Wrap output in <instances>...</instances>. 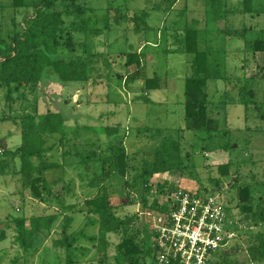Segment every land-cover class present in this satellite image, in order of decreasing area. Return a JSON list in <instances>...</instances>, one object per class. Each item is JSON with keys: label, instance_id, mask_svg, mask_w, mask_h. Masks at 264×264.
Returning <instances> with one entry per match:
<instances>
[{"label": "rangeland", "instance_id": "374dc122", "mask_svg": "<svg viewBox=\"0 0 264 264\" xmlns=\"http://www.w3.org/2000/svg\"><path fill=\"white\" fill-rule=\"evenodd\" d=\"M0 1L5 7L0 11V30L7 37L13 30L12 22L15 20L22 24L26 13L33 11V0H27L30 6L24 7H14L13 0ZM86 1L92 10L88 11L85 17L91 18L93 31H99L92 35L94 50L105 52L112 68L122 71V65L127 58L122 51L133 45L138 49L139 56H142L143 47L146 46V57L142 59L145 64L140 73L151 77L157 74L159 81L155 85L159 86L144 91L141 86L135 87L132 82L131 87L125 85L124 80L117 79L115 75H112L108 83L102 81L94 87L88 83L69 82L64 85L48 80L39 92L40 111H61L68 118L69 126H120L121 135L127 131L123 141H117L116 144L124 146L128 152V170L121 174L109 172L107 165L108 174L103 185L107 186L110 200L121 217L126 219L135 215L131 216L133 220L128 224L127 233L134 234L141 244L145 237L150 235L152 216L156 211L150 207L143 209L145 182H140L136 188H131L126 183L141 171L142 159L155 158V147L160 145L165 137L179 139L182 143L184 162L188 167L182 171L157 173L145 179L146 185L152 187L155 196L159 183H166L167 188L175 185L189 191L205 188L207 191L221 193L227 201L229 214L234 221L230 227L237 231V237L227 250L219 252L213 264H260L262 256L256 259L253 255L259 241H252L251 237L255 239L257 233L264 231V206L257 202L258 198H264V78L261 76L264 53L254 54L245 50L243 37L227 34L224 30L228 27L243 30L248 25L252 27L258 24L257 29H261L264 36V0H252L253 11H262L256 16L243 14L236 9L238 2L242 3L244 0H217L219 9H228L227 18L219 21L224 33L220 32L218 27L219 31L213 30L207 34L204 33L206 0ZM110 2L124 6L127 4V8L115 9L110 6ZM145 10L150 15L146 19L152 28L134 32L135 16ZM182 10H186L184 14ZM117 14L126 17L117 18ZM73 19L72 15L67 17L66 21L70 24ZM193 20L200 21V24L195 25ZM192 24L201 32L196 41L200 51L207 54L220 52L226 57L228 79L208 80L211 101L208 115L213 120L211 125L217 123V129L210 133L205 130L187 129L184 119L185 78L192 75V65L189 61L193 55L175 50L183 45L180 39L185 37L186 26L192 27ZM146 36L149 42L145 40ZM80 39H84V34L80 35ZM167 49L174 51L167 53ZM97 71L93 72L95 76L100 72L106 74L108 71L104 60L99 62ZM134 71L133 73H136L137 70ZM252 76H255L253 87L256 104L225 105L226 91L233 90L232 95H236L240 84L238 80ZM141 95L149 97L151 102L141 100ZM13 97L15 102L10 106L6 100V91L0 89V117L16 116V112L21 113L23 107L28 104L19 94ZM146 125L162 127L164 132L155 133L152 138L147 132L141 138L140 135L144 132L140 129ZM83 135L96 139L98 134L84 132ZM0 137H8L7 146L11 149H15L22 142L20 129L10 120L0 122ZM99 137L100 147H95L98 160L103 149H107L109 139L107 133H101ZM148 137L151 141L146 144ZM48 140L49 146L55 143L53 149L48 152L49 160L60 164V168L45 172V178L50 183V201L42 200L32 191V188H38L47 195L41 185L43 180L39 181V184L26 186L27 179L21 172L19 158L15 163L9 161L7 166L0 168V231L6 236L0 243V264H28L23 248L16 238L15 217L23 213L28 216L60 213V219L56 222L57 229L49 235H37L35 246L38 251L30 258L32 264H50L48 262L53 260L55 251L58 253V259L65 261L64 250L55 244L58 243V238L63 242L64 236L62 237L58 227H62L60 224H63L66 214L72 216L68 232L83 234L79 239L80 250L76 255L78 261L75 264H118L116 256L121 241L125 238V231L119 229L110 232L106 249L101 248L98 239L94 241L90 238L98 236L101 217L87 211L91 207L90 202L98 196L100 190L88 185V175L86 179L79 175L85 171L84 166H76V163L65 164L64 150H68L69 146L57 143V136H49ZM83 147L85 152L89 151V145ZM72 153L74 154V151ZM2 154L1 151L0 155ZM97 161L92 160V168ZM94 169L99 171L101 168L99 166ZM91 171L89 173L93 172ZM37 174L35 173V176ZM251 198L255 200L251 202ZM72 204H76V207H68ZM47 248L48 254H44ZM146 263L152 264L150 259L146 260Z\"/></svg>", "mask_w": 264, "mask_h": 264}, {"label": "trees", "instance_id": "16d2710c", "mask_svg": "<svg viewBox=\"0 0 264 264\" xmlns=\"http://www.w3.org/2000/svg\"><path fill=\"white\" fill-rule=\"evenodd\" d=\"M206 2L207 14L204 33L207 34L213 30L219 31V21L225 17L227 18L228 9H219L217 0H206ZM12 5L14 7L30 6L27 0H13ZM31 6L33 11L26 13L22 24L17 23L15 20L12 22L14 27L7 37L0 30V89L6 91V100L9 101L10 106L15 102L13 97L15 94L21 95L28 102L21 113L16 112V116L0 117V122L12 121L20 129L22 137L21 144L15 149L7 146L8 137H0V152H3L0 155V168L3 169L7 166L6 163L9 161L15 163L16 159L19 158L21 160V172L27 179L26 186H31L34 183L39 184V181L43 180L41 185L47 195L38 188H32V191L42 200L50 201V183L45 178V172L49 169L60 168V164L49 160L48 152L53 149L55 143L49 146L48 137L57 136V143L69 146L68 150H64L65 164L72 165L76 163V166H84L85 171L80 172L79 175L84 179L88 175V185L94 188L97 187L100 190V193L99 191L97 193L98 196L90 202L91 207L87 211L101 217L98 236H91L90 238L94 241L98 239L101 248L106 249L108 234L122 229L125 231V238L119 246L116 263L147 264L146 260L150 259L152 264H159L157 258L158 244L154 230L150 228V235L148 234L145 237L142 244L135 238L134 234L128 235V224L133 220L131 216L135 215L128 216L126 219L121 217L110 200L107 186L103 185L108 170L120 174L126 173L128 170V152L125 151L124 146L116 144L117 141H123L127 131L121 135L122 128L120 126L110 127L90 124L69 126L67 124L68 118L61 111L52 109L40 111L39 104V92L48 80L57 81L64 85L69 82L88 83L94 87L101 84L102 81L108 83L112 75H115L119 80L124 79L125 85L129 86L131 80L134 81L136 76H141V65L144 67L145 64L142 59H144L146 46L143 47L142 56H139L138 49L133 45L129 46L128 50H123V54L127 55L126 61L122 65L123 70H115L112 68L111 61L105 52L94 50L92 35L99 31H93L90 25L91 18L85 17V14L92 10L86 0H33ZM110 6L115 9L127 8V4L126 6L116 5L115 2H110ZM4 8L0 1V11ZM236 9L243 14L250 13L252 16L262 13L261 9L253 11L252 0L238 2ZM185 11L182 10V14ZM72 15L74 19L69 24L66 18ZM149 16L146 10L141 14H136L134 19L136 29L134 32H142L152 28L147 20ZM116 17H126V15L117 14ZM193 22L195 25L200 24L198 20H193ZM255 25L252 27L248 25L243 30H233L228 27L224 32L243 37L246 43L245 50H249L254 54L264 53L263 31L257 29L258 24ZM185 30V37L180 39L183 45L175 51L190 56L193 55L189 61L192 65V75L185 78L184 119L186 128L192 131L205 130L210 133L212 130L217 129V123L214 122L211 125L213 120L208 115L211 102L208 92V80L228 79L225 66L226 57L220 52L207 54L200 51L196 41L201 32L193 24L192 27L186 26ZM220 32H223L222 29ZM83 34L84 39H80V35ZM171 51L174 50H168L167 53ZM101 60H104L107 64L108 71L106 74L100 72L98 76H95L93 72L97 71ZM261 69V76L264 78V65ZM134 70H137L136 73H133ZM101 74H104V76H101ZM143 77L142 90L147 91L153 87L157 88V85H155L159 81L157 74L153 77L148 75H143ZM238 81L240 83L239 94L232 95L233 90L228 89L224 104H256V93L253 87L255 76L239 79ZM140 99L151 102L146 95H141ZM255 107L259 110L258 105ZM262 117H264V114H262ZM140 131L144 132L141 133V138L147 132L150 133L149 135L152 138L155 133L164 132V128H154L146 125ZM84 132H95L98 135L96 139L89 138L83 135ZM101 133H107L109 139L107 149L105 151L103 149L98 160L95 147H100L98 140ZM148 138L146 144L151 141ZM85 145H89V151H84L83 146ZM182 151L180 140L168 136L162 140L160 145L155 147V158L153 160L142 159L141 171L126 185L136 188L140 182H145L146 191L142 196L143 209L148 207L155 209V211L165 209L177 187L171 185L167 188L166 183H159L156 190L157 196H155L152 187L146 185L145 179L151 178L157 173L182 171L187 168ZM92 160H98L93 168ZM99 166L101 169L95 171L94 168ZM90 170L93 172L89 173ZM35 173H38L37 176H35ZM197 192L211 193L205 188H200ZM252 200L255 199L251 198V202ZM257 202L264 206V198L261 200L258 198ZM68 207H76V204ZM59 217L60 213L33 214L31 216L23 213L21 216L15 217L16 238L23 248L28 264L33 263L30 258L34 257L38 251L37 246H35L37 235L42 233L49 235L51 231L57 229L58 224L56 222L60 219ZM71 222L72 216L66 214L63 224H60L62 227H58L60 228V234H62V237L64 236L63 242L61 243L58 238L56 241L59 244H55L64 250L65 261L61 262L60 258L58 259V253L55 251L53 260L48 263L75 264L78 261L76 256L78 250H80L78 244L83 234L68 232ZM5 238L4 232L0 231V243ZM251 240L259 241L253 255L256 259L262 256L259 262L264 264V231L257 233L255 239L251 237ZM45 251L44 254H48V248ZM45 263H47V260H45Z\"/></svg>", "mask_w": 264, "mask_h": 264}, {"label": "built area", "instance_id": "2783aa9c", "mask_svg": "<svg viewBox=\"0 0 264 264\" xmlns=\"http://www.w3.org/2000/svg\"><path fill=\"white\" fill-rule=\"evenodd\" d=\"M222 196L177 187L165 209L152 216L159 264H213L229 248L237 231Z\"/></svg>", "mask_w": 264, "mask_h": 264}, {"label": "crops", "instance_id": "0c3cea01", "mask_svg": "<svg viewBox=\"0 0 264 264\" xmlns=\"http://www.w3.org/2000/svg\"><path fill=\"white\" fill-rule=\"evenodd\" d=\"M147 36H148V35H147ZM147 36H146V39H145V40H146L147 42H149V40L147 39ZM140 52H141V50H140ZM142 53H143V52H142ZM147 55H148V54H147ZM144 57H146L145 54H144ZM144 57H143V58H144ZM143 60H144V59H143ZM143 60H142V61H143ZM141 68H144L143 65H141ZM146 77H147V76H146ZM138 79H139V80H138ZM123 80H124V79H123ZM131 82L135 85V87H140V86H141V88H142V86L144 85V84H143V83H144V77H143V75H141V76H136V78L134 79V81L131 80ZM131 82H130V83H131ZM129 86L131 87L132 85H129ZM158 86H159V85H157V88H158ZM135 87H134V88H135Z\"/></svg>", "mask_w": 264, "mask_h": 264}]
</instances>
